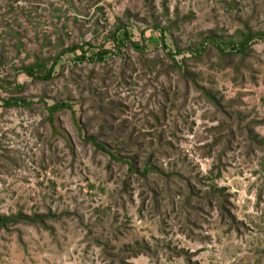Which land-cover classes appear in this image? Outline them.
Listing matches in <instances>:
<instances>
[{
    "label": "rangeland",
    "instance_id": "obj_1",
    "mask_svg": "<svg viewBox=\"0 0 264 264\" xmlns=\"http://www.w3.org/2000/svg\"><path fill=\"white\" fill-rule=\"evenodd\" d=\"M247 30L264 0H0V93L31 102L0 101V218L46 226L0 225V264H264V41L215 45ZM83 45L110 53L20 71Z\"/></svg>",
    "mask_w": 264,
    "mask_h": 264
},
{
    "label": "trees",
    "instance_id": "obj_2",
    "mask_svg": "<svg viewBox=\"0 0 264 264\" xmlns=\"http://www.w3.org/2000/svg\"><path fill=\"white\" fill-rule=\"evenodd\" d=\"M121 29H119V31H117V33L115 34L114 38L116 39V41L118 42V44L122 45V46H127L128 44H130L134 49L137 50H144L143 48L139 47L140 44L137 42L132 41L131 39V35L129 34L128 31H121ZM257 41H264V31H259V32H252L251 30H247L246 33H242L240 39L236 40V39H231L229 42H224V44H228L229 48L226 49L224 47H222V45L220 44H215L218 48V50L222 53L223 58L225 57H229V56H236V55H241L242 58L244 59L249 52L252 50V44L257 42ZM215 43V41H214ZM88 46L91 48L92 46L90 44H88ZM94 48V47H92ZM77 49H81V54L77 55ZM72 52L75 54L74 56V62H84V61H89V62H100V61H104L106 59V57L108 56V54L110 53V51L108 50H98L95 51L94 53H92L91 55L88 54V50L85 49V46H81V47H77V46H72L69 49L64 50L61 54H59L58 56L54 57L53 59H42V60H36V62L32 65L23 67L20 71L23 72L24 74H26L28 77L34 79V80H38V81H49L53 78L56 68L58 65H60V61H62L63 59V55L62 54H66ZM52 62V63H51ZM46 63H51L50 68L48 70H45L46 68ZM175 65L177 68L181 69V66L175 62ZM45 70V71H44ZM184 76L185 77H190V73L188 71H184ZM1 81V79H0ZM193 81L195 82L196 86H198L197 84V80L196 78H193ZM19 90H24V87L21 85ZM201 90H203V92L208 95V97H212V100L215 104H217V99L215 96H211V93L206 90L205 88H201ZM0 101L4 103V105L6 107H27L30 108L31 107V102H29L27 99L24 98H16V99H4L0 93ZM67 108H71V106L65 102H58L56 104L53 105H47V111L49 113V118L52 119V116L64 109ZM91 142L93 143V145L95 146L96 150L98 151H103L108 153L111 156V160L114 161H123V159H120L117 154L113 153V152H109V150L106 148V146H104L103 144H101L99 142L98 138L93 137L91 139ZM133 160L136 162V158L134 157ZM130 164V170H133V164L131 162H129ZM148 169L149 166H146V168L140 172L139 174L142 177H147L148 176ZM25 222L27 224L30 225H35V224H40L43 227L45 226L44 223V218L41 216H34L33 218H29V217H19V218H0V225L1 226H5L7 224H12V225H16L19 223Z\"/></svg>",
    "mask_w": 264,
    "mask_h": 264
},
{
    "label": "built area",
    "instance_id": "obj_3",
    "mask_svg": "<svg viewBox=\"0 0 264 264\" xmlns=\"http://www.w3.org/2000/svg\"><path fill=\"white\" fill-rule=\"evenodd\" d=\"M0 106H1V102H0Z\"/></svg>",
    "mask_w": 264,
    "mask_h": 264
}]
</instances>
